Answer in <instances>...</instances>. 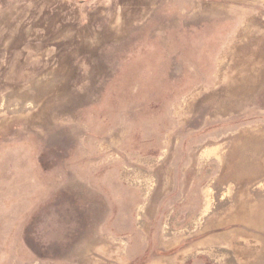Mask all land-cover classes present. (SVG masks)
I'll use <instances>...</instances> for the list:
<instances>
[{
  "label": "rangeland",
  "instance_id": "rangeland-1",
  "mask_svg": "<svg viewBox=\"0 0 264 264\" xmlns=\"http://www.w3.org/2000/svg\"><path fill=\"white\" fill-rule=\"evenodd\" d=\"M0 264H264V0H0Z\"/></svg>",
  "mask_w": 264,
  "mask_h": 264
}]
</instances>
